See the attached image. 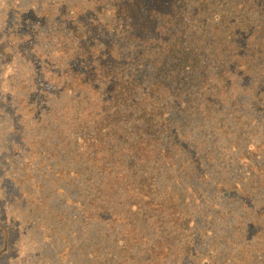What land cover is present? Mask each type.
I'll use <instances>...</instances> for the list:
<instances>
[{"label":"rangeland","instance_id":"rangeland-1","mask_svg":"<svg viewBox=\"0 0 264 264\" xmlns=\"http://www.w3.org/2000/svg\"><path fill=\"white\" fill-rule=\"evenodd\" d=\"M70 1L95 28L63 43ZM94 3L0 0V264H264V19L205 50L227 56L222 75L181 59L174 28ZM99 74L125 88L107 127L82 111Z\"/></svg>","mask_w":264,"mask_h":264},{"label":"trees","instance_id":"trees-1","mask_svg":"<svg viewBox=\"0 0 264 264\" xmlns=\"http://www.w3.org/2000/svg\"><path fill=\"white\" fill-rule=\"evenodd\" d=\"M55 1L57 5L63 3V0ZM101 1L106 2L105 11H110L111 9L117 11L119 15L116 18L114 13V20L119 25L127 26L129 22H132L134 26L139 24L150 26L155 21L174 28L178 35L177 40L180 52L183 51L184 53L181 59L191 63L194 60H198L199 62L204 60L205 57L212 56L215 61H218L216 67L222 75H227V56L222 53H204L205 50L214 43L215 38H220V42L223 43H231L243 38L256 37L255 27L264 19V0H126V4L121 0H115L116 2L114 1L113 3H110L109 0H96V3H94L98 10L95 12L96 15L97 13H105L100 11ZM91 9L92 5H88L86 1H70L64 9L57 8L55 10L58 20L64 25V31L60 35L61 42L67 43V35L71 31L75 35L80 34V39L83 40V36L95 28L87 26L86 22V18L92 15ZM227 15L229 16L228 22L226 20ZM87 27H89L88 32L84 31ZM66 29H69L67 33ZM178 49L174 45H168L165 49L162 46L163 52L167 53L160 54L162 59L159 60V65L165 63V60L170 55L179 53ZM64 52L67 54L69 50L64 49ZM261 57L264 58V54ZM109 79L114 81L112 82L111 89L108 86L110 91H105L102 89V86L104 84L108 85ZM202 81L204 84L209 82L206 78H202ZM96 83L98 85L95 86L94 92H92L97 95L93 103L94 109L85 106L82 109L84 115L93 120L97 117L99 122L101 124L103 122L102 125L105 127L111 122L117 124V117L119 118L120 114L116 110H110V96H115L111 90L114 88L123 93L125 88H121L122 86L115 87L118 83L110 74L108 76L106 74H99L96 77ZM133 85L137 86V81ZM104 93L110 94L107 96ZM121 93L119 96H123ZM184 94L190 97L193 96L191 92H185ZM202 95H205V93L202 92ZM103 97L106 100L105 103ZM145 111L147 110L145 109ZM145 116L146 114H143V117ZM122 121L123 118L118 123L121 124ZM149 124L151 125V122ZM139 132H141V129L138 128L136 133ZM97 135L99 136V142L91 143L92 145L97 146L103 143H110L111 138L107 128L101 132H97ZM217 249L221 250V253H231L233 250L230 257L233 258L234 256V259H239L237 249L233 244H228ZM228 258L227 255L222 256L221 259L214 260L213 263L228 262Z\"/></svg>","mask_w":264,"mask_h":264}]
</instances>
